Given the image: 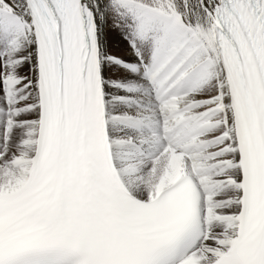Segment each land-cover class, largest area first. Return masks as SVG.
Listing matches in <instances>:
<instances>
[{
  "label": "snow or ice",
  "instance_id": "snow-or-ice-1",
  "mask_svg": "<svg viewBox=\"0 0 264 264\" xmlns=\"http://www.w3.org/2000/svg\"><path fill=\"white\" fill-rule=\"evenodd\" d=\"M0 264H264V0H0Z\"/></svg>",
  "mask_w": 264,
  "mask_h": 264
}]
</instances>
